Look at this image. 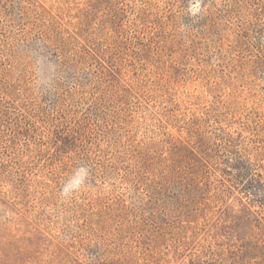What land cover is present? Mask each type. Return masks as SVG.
I'll use <instances>...</instances> for the list:
<instances>
[{"label":"rangeland","instance_id":"rangeland-1","mask_svg":"<svg viewBox=\"0 0 264 264\" xmlns=\"http://www.w3.org/2000/svg\"><path fill=\"white\" fill-rule=\"evenodd\" d=\"M0 264H264V0H0Z\"/></svg>","mask_w":264,"mask_h":264},{"label":"clouds","instance_id":"clouds-1","mask_svg":"<svg viewBox=\"0 0 264 264\" xmlns=\"http://www.w3.org/2000/svg\"><path fill=\"white\" fill-rule=\"evenodd\" d=\"M198 9H193L197 11ZM35 55V52L33 51ZM55 64L48 60L47 57L37 55L35 71V84L37 90L46 94L54 90L55 77L53 70ZM90 170L87 167H78L71 176L63 183L60 195L64 199H68L78 193L83 186L87 184Z\"/></svg>","mask_w":264,"mask_h":264},{"label":"trees","instance_id":"trees-1","mask_svg":"<svg viewBox=\"0 0 264 264\" xmlns=\"http://www.w3.org/2000/svg\"><path fill=\"white\" fill-rule=\"evenodd\" d=\"M247 218H249V217H247ZM250 225L249 224H246L245 225V229L247 230L248 228L250 229V227H249ZM252 247V246H251Z\"/></svg>","mask_w":264,"mask_h":264}]
</instances>
